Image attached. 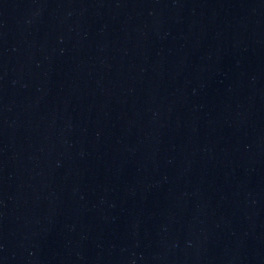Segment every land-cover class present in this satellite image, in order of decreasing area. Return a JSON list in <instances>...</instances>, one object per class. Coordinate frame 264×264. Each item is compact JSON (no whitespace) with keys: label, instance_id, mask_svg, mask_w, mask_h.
Segmentation results:
<instances>
[{"label":"water","instance_id":"obj_1","mask_svg":"<svg viewBox=\"0 0 264 264\" xmlns=\"http://www.w3.org/2000/svg\"><path fill=\"white\" fill-rule=\"evenodd\" d=\"M0 264H264V0H0Z\"/></svg>","mask_w":264,"mask_h":264}]
</instances>
